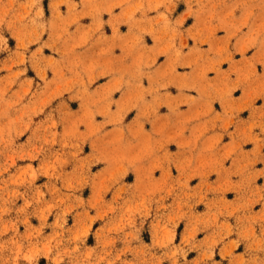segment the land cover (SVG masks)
<instances>
[{
    "label": "rangeland",
    "instance_id": "rangeland-1",
    "mask_svg": "<svg viewBox=\"0 0 264 264\" xmlns=\"http://www.w3.org/2000/svg\"><path fill=\"white\" fill-rule=\"evenodd\" d=\"M0 264H264V0H0Z\"/></svg>",
    "mask_w": 264,
    "mask_h": 264
}]
</instances>
